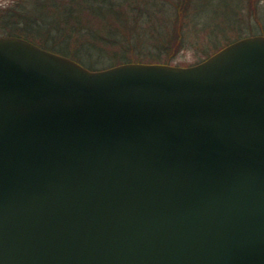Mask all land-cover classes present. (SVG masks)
Listing matches in <instances>:
<instances>
[{"label":"water","instance_id":"95a60500","mask_svg":"<svg viewBox=\"0 0 264 264\" xmlns=\"http://www.w3.org/2000/svg\"><path fill=\"white\" fill-rule=\"evenodd\" d=\"M0 264H264V34L99 70L0 35Z\"/></svg>","mask_w":264,"mask_h":264},{"label":"trees","instance_id":"16d2710c","mask_svg":"<svg viewBox=\"0 0 264 264\" xmlns=\"http://www.w3.org/2000/svg\"><path fill=\"white\" fill-rule=\"evenodd\" d=\"M190 1L42 0L38 3L40 13L37 18L31 19L26 0L21 5L19 3L18 8L15 5L5 12L7 17L4 19V28L9 32L6 34L24 37L43 48L66 55L92 70L125 62L170 64L174 53L185 44ZM146 3L153 4L156 8L167 6L168 21L163 23L167 27L165 36L144 43L135 39L134 35L148 17ZM244 4L241 9L245 7ZM47 15L53 17L54 24L47 20ZM180 19L183 21L177 25ZM261 33L264 31L261 30ZM240 37L242 35L233 39L223 38L224 41H211L212 49H204L205 54L208 53L205 57ZM70 42L76 46L73 48L69 45ZM83 44L94 49L97 52L96 57H91L88 51L83 54L80 51Z\"/></svg>","mask_w":264,"mask_h":264},{"label":"rangeland","instance_id":"374dc122","mask_svg":"<svg viewBox=\"0 0 264 264\" xmlns=\"http://www.w3.org/2000/svg\"><path fill=\"white\" fill-rule=\"evenodd\" d=\"M25 1L0 0V35L9 33L4 28L6 11L9 8H14L15 5L18 8L19 3L21 5ZM40 1L42 0H27L31 19L37 18L36 16L40 13L38 9ZM243 3H245V7L241 9ZM190 6L189 28L187 32L185 31L186 34H183L185 44L174 53L170 64L192 65L208 54H205L204 49L211 51V41H224L223 38L233 39L240 35L246 36L261 33V30L264 31V0H191ZM167 9V6L156 8L155 5L146 3L145 10L148 17L143 20L146 22L141 23L142 26L138 27L134 38L146 43L165 36L167 27L163 23L168 21ZM52 19V16L47 15V20L54 24L55 21ZM182 19L184 18L182 17ZM182 19L176 24L179 25L180 21H183ZM69 45L73 48L76 46L71 42ZM80 51L83 54L84 51H88L87 53L91 57L97 55V52L87 44H83Z\"/></svg>","mask_w":264,"mask_h":264}]
</instances>
